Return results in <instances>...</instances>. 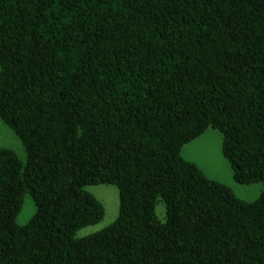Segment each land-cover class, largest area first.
<instances>
[{
	"label": "trees",
	"instance_id": "16d2710c",
	"mask_svg": "<svg viewBox=\"0 0 264 264\" xmlns=\"http://www.w3.org/2000/svg\"><path fill=\"white\" fill-rule=\"evenodd\" d=\"M0 119V264H264V0H0ZM208 128L254 201L181 156Z\"/></svg>",
	"mask_w": 264,
	"mask_h": 264
},
{
	"label": "rangeland",
	"instance_id": "374dc122",
	"mask_svg": "<svg viewBox=\"0 0 264 264\" xmlns=\"http://www.w3.org/2000/svg\"><path fill=\"white\" fill-rule=\"evenodd\" d=\"M221 140L222 135L218 130L208 128L200 136L183 145L181 156L185 160L198 166L207 178L230 188L237 198L245 202L254 201L262 191V183L256 182L243 185L233 179L230 164L221 151ZM0 148L11 149L22 162L26 159L22 143L1 119ZM85 189L101 203L104 214L97 223L79 229L75 234L78 238L100 231L110 225L118 215V192L115 186L109 184H93L86 186ZM34 212L35 207L32 198L26 193L23 196L21 209L16 217V223L18 225L27 223ZM154 212L160 221H164L165 211L161 202L156 204Z\"/></svg>",
	"mask_w": 264,
	"mask_h": 264
}]
</instances>
